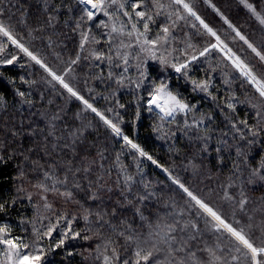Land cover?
<instances>
[{"label": "trees", "instance_id": "16d2710c", "mask_svg": "<svg viewBox=\"0 0 264 264\" xmlns=\"http://www.w3.org/2000/svg\"><path fill=\"white\" fill-rule=\"evenodd\" d=\"M54 2L59 4L60 0ZM189 2L233 52L240 55L245 62H251L254 70H264L261 68L262 62L236 36L228 23H225L224 18H227V21L250 42L264 50V25L260 24L241 0H189ZM66 3L72 7V12L62 11L56 28L44 27L42 31L37 30L45 21L40 0H4L3 6L6 15L11 17L13 34L17 39L57 74H64L65 81L79 91L98 111L114 122L122 120L119 126L123 134L139 144L157 163L153 164L146 158L139 157L135 150L124 144L122 137H116L99 116L91 110H86L81 101L72 97L57 82L47 83L51 80L49 74L7 38L0 36V59L9 55L19 58L12 65L0 64V97L3 98L6 108L0 110V125L19 128V124L14 121H24V134L19 138L0 128V140L5 143L6 161L0 163V202H7L5 211L0 212V223L9 224L13 236L24 237L30 242L34 227L43 231L42 225L47 226L55 221V215L44 209V201L40 198L41 190L35 185L43 182V172L49 169L53 160L62 163V158H67L63 153L57 154L51 149L46 153L44 149V135L48 130L49 120L53 115H58L61 119L56 123L60 134H63L60 130L65 124L81 129L82 144L77 149L78 153L84 154L87 149L89 159H98L97 151L103 150L107 157L105 167L111 170V177L106 176L105 179L113 188V192L105 194L103 205L87 199L82 192L75 196L79 204L66 203L58 194H47L56 214L64 212L69 217L75 216L69 236L71 237L74 232L80 233L75 239L65 240L61 248L51 250L54 243L61 238V230L67 224L66 220H61L56 226V231L52 233L51 241L48 238L43 241L48 245L45 249L47 264H103L102 258L96 259L97 245L102 246L103 240L109 237L117 240L116 247L119 248L121 259L132 253V248L125 249L124 240L117 239L107 225L103 227L99 225L94 214L89 215L88 221L83 219V216L88 214L85 210L95 213L101 207H111L113 201L107 200V196L118 198L116 185L112 180L116 178L121 168L136 181L141 182L136 185L138 190L143 191L142 185L148 184L147 191L154 193L140 206L148 221H155L157 214L163 216L168 211L166 206L170 204L175 205L176 211L184 209L189 198L179 185L173 182L174 177L219 210L229 222L238 220L245 225L250 223L252 238L259 243L257 238L264 236V180H261L259 175L252 176L251 170L259 169L261 164H264V133L255 138V143L249 145L247 140L253 137L247 128L238 123L246 120L253 129L264 127V109H260L261 116H257L258 109L251 106L258 103L254 89L239 76L231 62L216 50L194 61L189 66L187 77L177 73L170 65L160 64L158 60L148 57L142 69L147 77L145 79L140 75L141 70L136 67L138 61L129 57L124 83L117 85L107 78L106 63L84 58L90 48L104 50L107 47L101 34L108 30L95 26L100 20L107 22V17L101 14L95 21L89 22L91 35L101 40V43L86 44L85 51L81 52L79 50L81 38L77 31L72 30L74 24L70 19V16L78 18L79 6L73 4V0H66ZM246 3L252 4L257 12L264 15V0H246ZM211 5H215L219 13ZM25 12L27 23H18ZM163 19L158 18L153 31L159 27ZM179 23L180 27L175 30L179 37L173 44L174 48L180 47L179 40L185 39L186 33L191 35L195 32V29L190 27L191 23H196L201 33L205 32L193 18H189L188 24ZM214 40V37L207 34L192 35L191 43L195 45L198 54L200 49L214 43ZM77 53L81 56L79 63L69 65V59H74ZM161 53L162 50L158 51L157 55ZM175 55L178 53L173 52L168 59L172 60ZM140 57L142 60L145 59V54L140 53ZM68 67L72 68L71 72L67 71ZM115 71L119 73L120 69ZM97 76L102 78L97 79ZM192 80H208L211 86L207 92L201 91L195 88ZM33 81L35 83H32ZM153 81L156 84L164 81L184 102L194 104L195 110L187 115L177 114L176 123H172L171 119L161 122V114L158 115V111L155 109L148 111L149 92L154 87ZM137 83L141 84L139 88L136 87ZM17 90L25 92L32 104L23 103ZM232 97L235 99H231ZM228 102L235 104V112L227 108ZM121 104L124 105L123 108L119 107ZM108 108L113 111L107 112ZM185 119L189 124L193 123V119L202 121L201 129L208 130V139L198 138L205 135L204 131L184 128ZM233 123L242 129L247 139H240V134L232 128ZM157 128L160 130L157 131ZM32 129L36 130L35 134H27ZM237 147L242 150L243 156L237 155ZM217 148L220 150L217 151ZM117 155L120 157L119 161L116 160ZM165 168L168 172L164 171ZM229 184L232 186L228 187ZM225 193L234 199L232 201L225 199ZM241 193L248 201L243 211L235 205V200L241 198ZM29 194L32 197L31 201L28 199ZM12 200L16 203L11 204ZM118 215L131 223L134 229L146 234L147 221L142 222L130 208L123 209ZM48 217H51V221L46 219ZM107 219L120 227L115 217L109 216ZM86 236L89 239H85ZM226 243L223 235L217 240L215 234L205 230L203 243L197 248V257L200 258L201 264H208V258L200 248L213 247L217 244L223 248ZM217 255H220L219 251ZM225 257L231 264V257L227 256V253Z\"/></svg>", "mask_w": 264, "mask_h": 264}, {"label": "snow or ice", "instance_id": "6c2138e0", "mask_svg": "<svg viewBox=\"0 0 264 264\" xmlns=\"http://www.w3.org/2000/svg\"><path fill=\"white\" fill-rule=\"evenodd\" d=\"M40 3L42 5L41 10L45 14V21L41 28L37 29L38 31H42L44 27L55 29L61 12L64 10L68 13L72 12V7L66 3V0H60L59 4L54 2V0H40ZM241 3H246V0H241ZM3 4L4 0H0V36L7 38L30 60L43 68L51 77V80H48L47 83L57 82L72 97L81 101L86 110H91V112L99 116L116 137H122L124 144L135 150L139 157H144L156 164L157 162L153 157L139 144L123 134L119 126L122 120L114 122L105 116L104 113L98 111L79 91L65 81L64 74H57L37 54L30 51L24 43L17 39L13 34L14 28L11 17L6 15V9ZM73 4L79 6L78 11L80 14L78 18L70 16V19L73 20L74 24L72 30L77 31L80 35L79 50L81 52L85 51L86 44L101 43V40L91 35L89 22L95 21L96 17L101 14L107 17V22L100 20L95 25L97 28L108 30L101 34L107 47L104 50L90 48L88 55L84 58H92L95 61L106 63L108 67L107 78L115 84L122 85L124 83L126 78L124 74L128 72V67L126 66L129 65V57L138 61L136 67L141 70L140 75L145 79L147 77L142 69L148 57L158 60L160 64L170 65L177 73H182L187 77L190 70L189 66L194 61L199 60L200 57H206L212 50H216L224 54L239 73V76L243 77L244 81L254 89L258 103H254L251 106L258 109L256 115L261 116L260 109H264V70H254L251 62H245L240 55L233 52L217 32L197 14L189 0H73ZM211 6L219 13V9H216L215 5ZM246 7L256 16L260 24L264 25V15L257 12L252 4H246ZM160 17L164 19L159 27H156L155 31H153V27L157 25V20ZM189 18L198 21L205 32L201 33L197 24L191 23L190 27L195 29V32L191 35L186 33L185 39L179 40L180 47L174 48L173 44L177 42L179 37V33L175 30L180 27L179 22L188 24ZM224 19L225 23H228L229 27L233 29L236 36L262 62L261 68H264V50L257 48L254 43L250 42L238 29L228 22L227 18ZM18 23H27L26 12ZM66 24L67 21H65ZM204 34L214 37L215 43L207 44L197 54L195 45L191 43L192 35L201 36ZM48 39L51 44V37ZM161 50L162 53L157 55L158 51ZM173 52L178 53V55L173 56L172 60H169L168 56L172 55ZM140 53L145 54V59H141ZM163 53H167V55ZM181 57H183L182 61ZM18 59L17 56L9 55L0 59V64L12 65ZM80 59L81 56L77 53L74 59H69L68 64L75 65L79 63ZM96 67H99V65H96ZM115 69H120V72L117 73ZM67 71L71 72L72 68L68 67ZM101 78L102 76H97V79ZM32 83L35 82L33 81ZM191 83L196 89L205 92L211 86L208 80H192ZM153 85V89L149 92L148 111L151 112L153 107L159 109L158 115L162 113L160 115L161 122H164L166 118H172L171 122L176 123L175 117L177 114L184 113L187 115L195 110L196 106L194 104L190 105L184 102L169 89L164 81L159 84L153 81ZM140 86V83L136 84L137 88ZM17 92L23 103L32 104L25 92L19 90ZM231 99H235V97ZM226 106L235 112L234 103L228 102ZM119 107L123 108L124 105L121 104ZM0 110H6L2 97H0ZM106 111L112 112L113 109L108 108ZM60 119L61 117L58 115H53L50 118L48 130L44 135V149L46 153L49 149L57 152V154L63 153L67 158H62V163L61 161L53 160L49 165V169L43 172V182L35 185L36 188L41 190L40 198L44 201V209L55 215V221L50 222L47 226L42 225L43 231L34 227L33 238L30 242L24 237L13 236L11 226L7 223H0V253H2L0 264H47L45 249L48 245L43 243V241L45 238L51 241L52 233L56 231V226L61 220H66L67 224L61 230V238L54 243L51 250L61 248L65 240L69 238L75 239L80 235L79 232H74L71 237L69 236L71 223L75 216L69 217L64 212L56 214L53 204L48 201V193L58 194L66 203L79 204L75 196L82 192L87 199L98 201L103 205L106 198L105 194L113 192V188L109 186L108 180L105 179L106 176L111 177V170L105 167L104 162L107 157L104 155L103 150L97 151L98 159H89L87 149H85L84 154L78 153L77 149L82 144L81 129L65 124L63 129L60 130L63 134H60L56 123ZM14 123H18L19 128L7 127L6 125H0V128H3L11 136L19 138L24 134V121H14ZM201 123L202 121L198 122L193 119V123L189 124L187 119H185L184 128H195L204 131L205 135L198 138L206 140L208 139V130L201 129ZM238 123L247 128L248 133L253 137V139L247 140L249 145L255 143V138L264 133V127L253 129L246 120ZM232 128L240 134V139H247L236 123L232 124ZM156 130L159 131L160 129L157 128ZM35 131V129H32L27 134L34 135ZM49 140L51 141L50 143ZM224 143L226 144L227 141H224ZM4 150L5 143L0 140V163L6 162ZM219 150L217 148V151ZM237 155H244L239 147H237ZM9 158L11 157L9 156ZM119 159L120 157L117 155L116 160L119 161ZM164 171L168 172V169L165 168ZM251 171L252 176L259 175V178L264 180V164H261L259 169H252ZM61 172L63 173L62 176L60 175ZM169 176L171 177V173H169ZM172 179L189 198L184 209L176 211L174 210L175 205L170 204L166 206L168 211L163 216L157 214L155 221H148L140 206L143 205L144 201L149 200L154 193L147 191L148 184L142 185L143 191L138 190L136 185L141 182L136 181L123 168L118 171L116 178L112 180V183L116 185V196L118 198L107 196V200L113 201L111 207H101L95 213L85 210L88 214L84 215L83 219L88 221L89 215L94 214L99 225L101 227L107 225L117 239L122 238L124 240L123 247L125 249L132 248V253L125 255L121 259L119 248L116 247L117 240L109 237L103 240L102 246L97 245L98 255L96 259L102 258L103 264H149V262L151 264H201L200 258L197 257V248L203 243L205 230H208L217 236V240H220L221 235H223L227 241L223 248L219 247L218 244L213 247L205 246L200 248V251L207 254L208 264H229L225 253L231 257V264H245V262L246 264H264V236L258 237L259 243H257V240L252 238L250 223L245 225L238 220L229 222L209 202L194 194L179 180L174 177ZM248 182H251V178H249ZM231 186V184L228 185V187ZM28 199L29 201L32 199L30 194ZM225 199L232 201L234 198L225 193ZM6 203L0 202V212L5 211ZM15 203V200L11 201V204ZM247 203L248 201L243 197V193H241L240 199L235 200V205H238L240 211L244 210ZM125 208H130L133 214L138 216L142 222L147 221L146 234L134 229L131 223L118 215V212H122ZM109 216L115 217L119 221V228L111 220L107 219ZM46 219L51 221V217ZM84 238L89 239L87 236ZM193 245L196 247H193ZM218 251L220 255H217ZM234 252L238 255L233 254Z\"/></svg>", "mask_w": 264, "mask_h": 264}, {"label": "rangeland", "instance_id": "374dc122", "mask_svg": "<svg viewBox=\"0 0 264 264\" xmlns=\"http://www.w3.org/2000/svg\"><path fill=\"white\" fill-rule=\"evenodd\" d=\"M246 4L247 3H244V5L246 6ZM248 8V7H247ZM249 9V8H248ZM250 10V9H249ZM251 11V10H250ZM215 39V38H214ZM214 43H215V40H214ZM222 55L224 56V54L222 53ZM225 57V56H224ZM168 85V84H167ZM168 87H169V85H168ZM153 109H155L154 107H153ZM156 110V109H155ZM156 111H158V110H156ZM159 112V111H158ZM161 115H162V113H161ZM166 119H172V118H166ZM0 258H2V253H0Z\"/></svg>", "mask_w": 264, "mask_h": 264}, {"label": "bare ground", "instance_id": "6f19581e", "mask_svg": "<svg viewBox=\"0 0 264 264\" xmlns=\"http://www.w3.org/2000/svg\"><path fill=\"white\" fill-rule=\"evenodd\" d=\"M155 108V107H154ZM156 109V108H155ZM156 110H158L159 111V109H156Z\"/></svg>", "mask_w": 264, "mask_h": 264}]
</instances>
